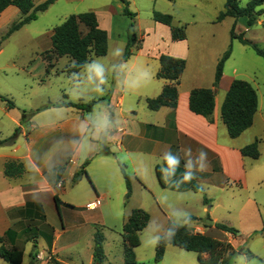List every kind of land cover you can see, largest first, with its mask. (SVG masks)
<instances>
[{"label": "crops", "instance_id": "0c3cea01", "mask_svg": "<svg viewBox=\"0 0 264 264\" xmlns=\"http://www.w3.org/2000/svg\"><path fill=\"white\" fill-rule=\"evenodd\" d=\"M226 2L222 0L220 5H215L212 19L214 27L232 18L217 22ZM18 10L9 7L6 11L17 14L20 12ZM259 10L262 13L257 17L256 24L264 28V5ZM240 19L248 24L246 17ZM237 21L239 19H235L232 28L237 26ZM156 23L158 28L169 33L163 50L161 48L156 54L150 55L144 53L141 47L137 54L120 63L121 67L127 66L119 70L116 87L109 91L106 103L113 112L112 127L106 129L94 124L81 109L53 106L78 102L49 101L42 109L32 110L35 112L32 118L34 124L29 131L23 126L20 114L9 133L0 132V139H5L14 134L16 127H21L14 145L0 146V237L4 238L0 250L2 247L23 250L22 264H51L53 261L59 264H95L94 238L97 230L92 226L85 233L91 241L87 248L88 255L80 247L84 238L83 222L72 219L71 215L79 209L86 210L85 206L97 200L101 203L95 211L104 212L123 198L127 212L123 216L126 221L135 209L150 214L159 209L167 214V221L173 216L177 217L175 211H180L182 215H178L180 217L177 220L194 221L192 227L186 225L195 234L229 242L234 248L237 237L218 229L217 224L233 227L239 222L252 228L248 231L250 234L263 230L262 154L260 152V157L253 159L241 152L257 140L260 144L255 132L248 134L258 121H264L259 95L254 124L238 138L230 137L222 119V106L235 77L223 74L216 90L212 121L193 113L190 95L192 90L204 88L199 81L203 62L210 57L217 70L220 59L228 50L227 46L213 49L210 48V42L192 45L187 28L185 39L174 41L171 28ZM104 30L109 35L108 28ZM205 35L201 34L202 37ZM193 46L199 50L195 57ZM162 54L185 59L187 67L179 86L177 108L163 107L151 111L146 100L159 96L166 82H155L157 74L148 72L152 61L157 63ZM194 68V74L190 75L189 71L191 73ZM79 74L68 73L73 78ZM80 102L87 104L83 99ZM13 109L6 104V112ZM104 132L106 134L103 137ZM11 160L24 164L25 173L22 176L7 177L6 164ZM169 161L172 163L169 164ZM121 165L125 166L131 177L133 191L128 201H125L128 191ZM158 167L164 184L159 180ZM88 179L93 182L92 187L89 184L85 186L90 194L83 204H74L68 197V188L71 184L88 183ZM252 188L256 190L254 194L250 193ZM257 189H260L259 192ZM151 193L154 200L150 198ZM56 196L62 202L59 208ZM206 213L211 214L214 225H208L203 219L202 214ZM188 217L195 219L188 220ZM136 252L137 264H145L149 260L150 257L139 256ZM39 256L43 259H39ZM0 264L12 263L0 255ZM121 264H126L124 253Z\"/></svg>", "mask_w": 264, "mask_h": 264}, {"label": "rangeland", "instance_id": "374dc122", "mask_svg": "<svg viewBox=\"0 0 264 264\" xmlns=\"http://www.w3.org/2000/svg\"><path fill=\"white\" fill-rule=\"evenodd\" d=\"M46 1L34 0L35 7ZM221 1L128 0L129 6L126 7L121 0H56L47 11L37 12L36 20L25 25L7 39H5V36L8 32L26 16L19 12L18 9L19 13L17 14L10 11L4 12L0 15V94L13 101L16 109L6 112V104L0 100V132L2 134L9 133L13 127L14 120L20 114L22 116L24 111L26 113L22 124L26 127V131H29L34 124L32 121L34 111L42 109L49 101H74L78 102L77 104H85L80 102L81 99L87 103L96 101L91 112L83 110L94 124L97 123L106 129L108 126L112 127L113 112L107 108L106 103L109 99V91L116 87L117 82L115 80L119 70H123L127 66L123 65L121 67L122 64L120 63L123 62L126 45L130 38L134 33L137 35V42L132 48V55L137 54L141 47L144 53L154 55L157 50L161 48L163 50L164 42L169 36L168 31L158 28L154 20L155 12L172 15L175 26L181 27L185 25L192 45L195 43L205 45L210 42V48L218 49L226 45L228 49L232 44V56L225 64L224 73L228 77L248 81L257 89L264 114V58L259 57L252 48L242 44L238 39H231L230 31L235 19L230 18L227 23L214 27V24H212L213 11L215 10V5H220ZM248 1L239 0L241 6H246ZM126 8H128L132 16L126 13ZM89 11L96 13L101 28H108V55L95 57L92 64L82 70L79 76L75 78L68 75L67 68L70 64V59L67 57L55 61V67L48 74V64L45 56L50 54L49 51L52 48L51 37L54 29L63 24L71 15ZM235 28V35L242 34L245 39L252 41L264 50L263 27L257 24L249 27L244 19L239 18ZM214 30V34L211 35ZM202 33L206 35L202 37ZM143 40L145 41L144 43ZM198 51V48L192 47L194 57L198 54ZM153 62L148 74H151V72L157 74L160 70L159 61L157 63ZM93 66L99 68L101 72L99 77L96 75ZM201 67L202 77L199 81L204 88H210L215 81L216 64H213L211 58L208 57ZM194 70L195 68L191 73L189 71V74L193 75ZM101 80H103V83H101ZM155 80V82H161L160 79ZM222 95L223 92L220 93V96ZM113 110L115 111V109ZM105 118L107 123L102 124ZM20 130V126L16 127L14 133L20 132ZM254 132L260 140V144L258 142L259 151L262 154L260 162L264 163V121H258L248 134H253ZM103 134L104 137L106 132ZM87 184L90 187L93 186L91 179H88V183L84 181V183L71 184L70 188L73 187L72 190L68 188V197L74 204H83L90 194L89 189L85 187L88 186ZM259 190L257 189L258 192ZM255 191L252 188L250 193L254 194ZM129 198L126 196L125 201H128ZM150 198L154 200L152 193ZM123 201L124 199L122 198L120 203L114 202L104 212L79 209L71 215L72 219L83 222L84 238L80 247L84 252H87V248L91 243L89 235L85 236V233L89 232L92 226L95 230L99 229L103 233L106 255L103 264H121L124 253L123 225L124 221H126L123 215H127ZM200 209L202 208L200 207ZM175 213L177 217L182 215L180 211H175ZM149 215L150 222L140 233L141 245L136 248L137 252L135 251L139 256L150 257L145 264H200L198 254L174 246H169L164 259L156 262V244L158 238L167 229L168 223L172 221L173 223L187 224L192 227L195 222L177 220V217L173 215V218L167 221V214L159 209L153 214L149 213ZM202 215L206 221L213 220L210 217V213ZM57 218L60 219L58 214ZM233 228L237 230L236 248L237 250H244V252H239L233 258L231 264H264V228L251 234L248 231L252 228H247L245 225L239 224V222H236ZM153 240L156 241L154 245L152 243ZM248 252L255 257H249ZM107 258L109 261H107Z\"/></svg>", "mask_w": 264, "mask_h": 264}, {"label": "trees", "instance_id": "16d2710c", "mask_svg": "<svg viewBox=\"0 0 264 264\" xmlns=\"http://www.w3.org/2000/svg\"><path fill=\"white\" fill-rule=\"evenodd\" d=\"M126 7L129 6L128 0H121ZM174 2L175 0H168ZM56 0H47L38 7H35L34 0H0V15H2L9 7H16L26 16L19 24L14 26L5 39L10 37L16 31H19L25 25L37 19V12H45L52 6ZM264 5V0H250L246 6H241L239 0H227L225 9L219 14L217 22H222L227 17L239 19L246 17L249 27L257 22V17L262 13L259 7ZM128 15L132 14L126 8ZM154 20L171 28L172 38L174 41L184 40L185 27L174 25L172 15L160 12L154 13ZM231 39H238L242 44L249 46L259 56L264 58V50L257 44L245 39L242 34L235 35V26L231 30ZM137 42V35L134 33L130 38L123 60H128L133 52L132 48ZM52 48L50 54L45 56L48 68L47 73L55 67V61L60 58L67 57L70 64L67 68L69 74L80 73L87 65H89L95 57H105L109 52V35L108 32L101 28L98 17L95 12L89 11L77 15H71L63 24L54 29L51 37ZM232 55V44L220 59L215 81L212 88H197L192 90L190 95V109L193 113L201 115L212 121V117L216 106V90L219 87L224 74V67L227 60ZM160 70L157 78L166 82L162 93L155 98L146 100L148 108L151 111H158L163 107L176 109L179 99V86L181 78L186 70L187 62L185 59L172 57L162 54L160 56ZM0 100L5 102L10 109L15 108V104L6 96L0 94ZM258 93L251 83L245 80L236 79L233 81L231 88L226 94L222 106V119L227 126L231 138L240 137L245 131L254 124L255 115L258 110ZM96 101L87 104L62 103L53 104L54 107H74L88 112L93 110ZM26 111L23 112L22 120H24ZM20 132H15L12 136L0 139V146H12L15 144ZM246 157L258 159L260 151L258 141L244 147L241 150ZM63 170H61L62 172ZM122 174L127 184V197L132 192L131 177L127 173L125 166L121 165ZM84 172V170H83ZM25 173L23 163L11 160L7 162L5 174L9 178H17ZM157 173L159 180L164 184L161 170L158 167ZM78 178H76L77 181ZM58 208L61 200L55 197ZM195 219L188 217V220ZM150 215L142 209L134 210L127 218L123 227L124 239V258L126 264H137L135 249L141 245L140 233L148 226ZM216 227L225 232L237 235V230L224 224H217ZM8 235V234H7ZM4 238L0 237V243ZM105 237L98 229L94 238V258L95 264H102L106 258L104 250ZM168 246L178 247L185 251H191L198 254L200 264H231L233 258L244 250H237L229 242L220 241L202 234H195L186 224H177L170 221L163 235L158 238L156 245V262L162 261L166 248ZM249 257L254 255L247 253ZM0 255L12 264H22L24 260L23 250H9L2 247ZM51 264H59L56 261Z\"/></svg>", "mask_w": 264, "mask_h": 264}, {"label": "built area", "instance_id": "2783aa9c", "mask_svg": "<svg viewBox=\"0 0 264 264\" xmlns=\"http://www.w3.org/2000/svg\"><path fill=\"white\" fill-rule=\"evenodd\" d=\"M60 185V184H59ZM100 201L97 200V201H94V202H91L90 204H88L86 206V209L89 210V211H95L99 208L100 206ZM39 259H43L41 256H39ZM51 260V259H50Z\"/></svg>", "mask_w": 264, "mask_h": 264}, {"label": "clouds", "instance_id": "9594fccd", "mask_svg": "<svg viewBox=\"0 0 264 264\" xmlns=\"http://www.w3.org/2000/svg\"><path fill=\"white\" fill-rule=\"evenodd\" d=\"M93 68L95 69V71H96V75L99 77L100 75H101V72H100V70H99V68L97 67V66H93ZM145 76H147V73H145L144 74ZM101 83H103V80H101ZM107 123V120H106V118L102 121V124H106ZM202 155H204L203 153H202ZM172 163V161H169V164H171ZM186 179H188L187 177H186ZM152 243H153V245L156 243V241L155 240H153L152 241Z\"/></svg>", "mask_w": 264, "mask_h": 264}, {"label": "water", "instance_id": "95a60500", "mask_svg": "<svg viewBox=\"0 0 264 264\" xmlns=\"http://www.w3.org/2000/svg\"><path fill=\"white\" fill-rule=\"evenodd\" d=\"M206 223H207L208 225H214V221H213V220H207Z\"/></svg>", "mask_w": 264, "mask_h": 264}]
</instances>
